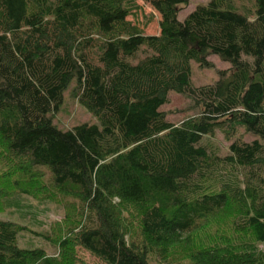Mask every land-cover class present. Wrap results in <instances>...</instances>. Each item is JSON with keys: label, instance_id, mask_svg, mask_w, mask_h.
Here are the masks:
<instances>
[{"label": "trees", "instance_id": "1", "mask_svg": "<svg viewBox=\"0 0 264 264\" xmlns=\"http://www.w3.org/2000/svg\"><path fill=\"white\" fill-rule=\"evenodd\" d=\"M147 1L158 34L127 20L136 0H0V198L44 189L71 210L56 255L0 219V264H76L78 249L101 264H264V0L182 20L189 0ZM210 54L231 67L193 86ZM71 82L98 125L53 124ZM170 91L194 110L179 124L160 110ZM219 214L223 229L207 227Z\"/></svg>", "mask_w": 264, "mask_h": 264}, {"label": "rangeland", "instance_id": "2", "mask_svg": "<svg viewBox=\"0 0 264 264\" xmlns=\"http://www.w3.org/2000/svg\"><path fill=\"white\" fill-rule=\"evenodd\" d=\"M209 0H189V3L181 8L178 13L180 20L194 9L198 4H205ZM243 0H238V3H242ZM140 9L134 10L127 17V20L132 24L138 26L147 35H153L159 33V20L160 16L156 10H154L147 0H136ZM208 60L211 62L210 67H200L196 62H191V74L190 82L193 86H202L213 84L218 78V71L225 70L231 67L229 61L222 60L219 56L210 54ZM74 82L65 89L63 93V102L59 110L53 115L52 121L60 129H68L72 126L81 123L99 124L98 119L85 109L74 96ZM188 98L175 91L168 93L167 102L161 105L160 110L166 115L168 121L179 124L182 120L190 115L194 114L193 108ZM241 134V133H240ZM242 139L251 140L254 135L243 133ZM219 145L225 150L228 144L221 137L217 138ZM10 194L6 197L0 198V219L10 220L24 226V230L18 234V244L21 247L33 248L41 247L49 255H56L58 253L57 244L54 242V235L57 234V228L61 225L65 228L69 222H65V213L70 215L71 210L67 211L64 207L53 200H45L41 198L40 193L33 192L30 194H23L16 188H10ZM9 189V190H10ZM13 189V190H12ZM61 200L66 197L61 196ZM59 201V200H55ZM70 207V206H68ZM67 211V212H66ZM224 215L219 214L215 219H211V224H207V227H212L216 222V227L219 229V225L223 220ZM63 221V222H62ZM58 225V226H57ZM207 229V228H205ZM139 228L134 227L131 230V234L126 235V240L132 237L135 241H140ZM60 232V231H59ZM39 233V234H38ZM47 235L50 238V242L44 239L41 235ZM179 251V250H178ZM79 261L76 264H101L94 257L90 256L86 251L78 249ZM182 257L183 259H179ZM179 256L176 254L175 258L171 262L184 260V254L179 251Z\"/></svg>", "mask_w": 264, "mask_h": 264}]
</instances>
